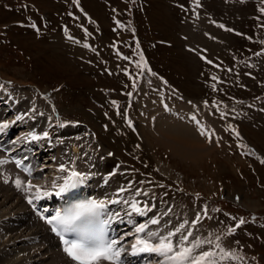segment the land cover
Instances as JSON below:
<instances>
[{
  "label": "rangeland",
  "instance_id": "rangeland-1",
  "mask_svg": "<svg viewBox=\"0 0 264 264\" xmlns=\"http://www.w3.org/2000/svg\"><path fill=\"white\" fill-rule=\"evenodd\" d=\"M39 4L43 11L54 15L55 11L61 8V4H53V0H33ZM51 1V2H50ZM86 5L91 12L97 15L104 24L107 33L103 34L106 40H110L115 33L110 30L111 21L108 20L106 9L103 4L96 2V0H85ZM153 3L146 7V12L136 11L133 20L139 28L125 29L122 34L131 37L136 34L139 37L138 42L144 47L148 60L152 63L153 67L167 73L174 81L181 84L189 91V95H198L205 92L207 84V73L209 66L202 64L195 53L189 52L185 49L184 44L189 40L183 38L181 35H190L188 33L190 27L182 23L179 7L173 1L185 0H152ZM88 2V4H87ZM90 3V4H89ZM173 3V4H172ZM219 10L217 7H212ZM148 12V13H147ZM151 12V13H150ZM10 13V14H8ZM106 13V14H105ZM125 11H122V15ZM128 12L125 17H128ZM121 15V14H120ZM20 16L10 10H5L0 4V30L3 32V42L0 44V73L10 80L15 82L25 83L28 81H35L43 85H50L59 87L57 84L64 83V87L58 90L57 100L60 101L62 107L68 113H76V116L86 115L82 112L87 106L93 105L90 99L92 94L98 95L97 85H110L119 90L120 85L133 84V77L125 83L120 84L114 76L102 74L100 71L104 67H97L90 72L85 71L82 65L69 59L65 54L63 44L59 41L50 40L47 37H37L32 32L25 29L17 28L10 25L11 21L19 19ZM137 27V26H136ZM136 36V37H137ZM127 37H122V39ZM173 41L172 45L162 44L159 39ZM163 39V40H164ZM202 41L199 36H194V40ZM238 40V38H236ZM255 40L259 43L264 42V31L255 34ZM243 40L240 39L239 43ZM124 45L128 50L140 59L141 54L138 52L135 41ZM215 43H211L213 47ZM109 50H114L111 45ZM124 47V46H123ZM219 46H214V49ZM95 78V79H94ZM124 78V75H121ZM243 76L233 78L231 87L224 85L216 90L217 93L226 97H232L236 94H253L261 93L264 91V83L255 81L252 87L244 89ZM66 82V83H65ZM205 86V87H204ZM248 91V92H244ZM255 95V94H254ZM250 106V105H249ZM243 111L244 117L236 121L240 125V129L246 132L245 137L248 141L242 139V143L237 140V136H232L228 147L226 141L223 142L222 149H215L217 147V137L209 142L204 138L193 137L194 144L197 146H207V151L195 158L182 159L175 155L168 147L165 136L157 133L153 128H147L145 135L147 142L143 149V154L151 160H161L154 162L155 168L159 170L158 175H163L164 184L173 191L184 193L188 189L199 187L203 192H208L214 189L218 194L228 195L237 199L244 204L245 210L257 212L264 216V169L254 168L257 159L254 156L243 154L238 151V144L240 143L244 148L259 149L264 151V112L254 109ZM162 129V133H163ZM197 134V133H196ZM104 140L105 138L102 137ZM165 139V141H164ZM109 141V140H108ZM164 141V142H162ZM167 141V142H166ZM205 143V144H204ZM108 147L110 143L106 141ZM204 144V145H201ZM212 144V145H211ZM106 148V150L108 149ZM196 159V161H195ZM182 171L183 175L179 172ZM184 177L182 182L180 179ZM1 187V186H0ZM212 191V190H211ZM7 196H4L6 195ZM5 197L15 199L22 204L21 200L15 197L9 190L3 186L0 188V210L4 209L6 212L0 213V217L11 213V210L19 212L17 207H14L15 201L10 202ZM23 205V204H22ZM11 207L10 212H8ZM22 208H24L22 206ZM19 226L13 227L11 230L19 229ZM23 229L13 234V243L2 242L1 246L7 247L8 250L0 253L6 255L9 260L17 262V258L23 259L22 264H26L28 259H38V251L40 243L27 245L19 243L22 239ZM20 234V235H19ZM3 236L0 233V237ZM17 237V239H16ZM17 240V241H16ZM25 244V245H24ZM39 244V245H38ZM24 245V246H23ZM255 251L259 255L262 263L264 264V242L255 243ZM19 250H24V256L17 255ZM28 250V251H27ZM32 250V251H31ZM37 250V251H36ZM255 257V252L253 251ZM24 261L26 263H24ZM29 261V260H28ZM39 261H34L36 264Z\"/></svg>",
  "mask_w": 264,
  "mask_h": 264
},
{
  "label": "snow or ice",
  "instance_id": "snow-or-ice-1",
  "mask_svg": "<svg viewBox=\"0 0 264 264\" xmlns=\"http://www.w3.org/2000/svg\"><path fill=\"white\" fill-rule=\"evenodd\" d=\"M74 2L78 3V0H74ZM261 11H264V9H261ZM117 23L119 22L117 21ZM141 60H143L142 56ZM208 62L211 63V61ZM137 67H140L139 63ZM133 86L135 87V84ZM213 88H215V85H213ZM205 105H207V101ZM223 115L224 113H221V117ZM191 120L197 125L200 123L195 115L191 117ZM8 127L7 123L0 124V132ZM198 131L201 136H206L209 142H212L210 134L203 128H198ZM43 135L47 137L48 133L45 132ZM236 135L239 136V133L237 132ZM32 138L39 139L37 136H33ZM109 155H112V153H109ZM2 163L4 161H0V164ZM261 163H264V160ZM17 166H19V162H17ZM59 171L68 173V175L65 178L64 184L60 186L59 191L55 193L56 195H60L76 187L77 184L87 178L85 174L77 172L74 169L69 170L63 164L60 165ZM111 175H115V173ZM107 182L106 179L105 183ZM15 183L17 187H20L22 181L17 179ZM33 187L35 186L29 183L25 190L30 191ZM53 187H55V184ZM36 190L37 192L40 191L39 188ZM125 191L127 189L121 187L112 198L91 199L80 202L66 209L64 212H57L50 217L41 216V219L51 225L52 231L61 238L64 244V252L75 264H121L122 253L125 251L123 241L129 233H125L123 237L109 238L108 226L115 217H119L120 215L119 212L109 213V205H127L131 210H125V215L127 216H132L133 213L145 215L147 211L151 210L147 205L141 207L136 200L129 201L128 199L121 198L120 193ZM137 194L139 195L140 193L138 192ZM44 195L49 196L52 193L46 191ZM28 203L32 204L33 201L29 199ZM214 211H219V209H214ZM202 217L212 219V217L208 216L207 206L202 209V212H198L196 218L191 222L184 220L178 227L163 235L159 231H146L149 223L153 225L159 224V219L153 218L148 223L135 225V243L132 244V255L139 253L155 254L157 257L162 258L158 261V264H216L215 257L217 255H220L222 260L228 258L235 259L236 257L231 252L225 251L218 242L215 244V249L218 251L211 248L209 250H202L204 244L211 245L213 241L211 239H189L193 236V231L191 227H187L186 229V226L189 223H191V226L200 224ZM129 223H132V221L129 220ZM244 223L245 221L240 219L234 227L229 229L228 234H233ZM65 234H72L74 238L71 240L65 239ZM141 234H144V237ZM219 239V237H216L217 241Z\"/></svg>",
  "mask_w": 264,
  "mask_h": 264
},
{
  "label": "bare ground",
  "instance_id": "bare-ground-1",
  "mask_svg": "<svg viewBox=\"0 0 264 264\" xmlns=\"http://www.w3.org/2000/svg\"><path fill=\"white\" fill-rule=\"evenodd\" d=\"M150 125L153 126V127H151ZM150 127L155 129V130H157V133L158 134L160 133L161 136H165L166 140L168 141L167 145L171 149V151L175 155L181 157L184 160L185 159H189L190 157L192 159L195 158V157H198L199 155H201L205 151H207V148H210V147H207V146H198V145L196 146L194 144L195 141H193V139H192L193 137L197 138V140L198 139L200 140V138L202 137V138H204L205 141H206L207 138H205L204 136H200L188 124L181 123V122H169V121L167 122V121H164V120H162L160 118H156L153 123L149 124L148 128H150ZM162 129L164 130L163 133H162ZM164 141H165V139H164ZM164 141H162V142H164ZM207 141H208V139H207ZM204 144H201V145H204ZM195 161H196V159H195ZM52 178L53 179L56 178V173L52 174ZM4 196H7V194L4 195ZM5 199L7 201H10V202L16 201L15 199L9 200L10 198H7V197H5ZM14 203H15L14 207H17L18 210L23 209L21 203H19L18 201L14 202ZM19 221L23 222V223H26L25 220L22 217L19 218ZM41 230H39V231H41ZM43 233H44V231H43ZM22 235H23V232H22ZM16 239H17V237H16ZM18 242L19 243H22V242L25 243V241L23 239L21 241H18ZM46 250L47 249L44 250L43 249V245L40 244L39 250H38V251H40V252H38L39 258L35 259V261H39V262H37L36 264H75V262H68V261L59 259L60 254L57 252V250L54 247H53V250L50 251V252L46 251ZM47 252H49V253L47 254ZM40 253L42 255H40ZM4 258H6L10 262L8 264H22L21 262L23 261V259L19 260V258H17V262H15L14 260H9L6 257V255L3 253V255L0 254V264H4L6 262V259H4ZM28 260H30V259H28Z\"/></svg>",
  "mask_w": 264,
  "mask_h": 264
}]
</instances>
